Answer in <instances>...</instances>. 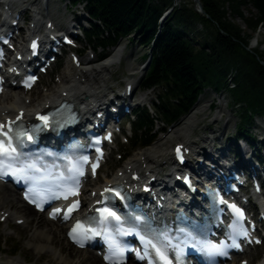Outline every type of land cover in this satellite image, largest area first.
Returning a JSON list of instances; mask_svg holds the SVG:
<instances>
[{"label":"trees","instance_id":"obj_1","mask_svg":"<svg viewBox=\"0 0 264 264\" xmlns=\"http://www.w3.org/2000/svg\"><path fill=\"white\" fill-rule=\"evenodd\" d=\"M68 1L84 6L89 16L84 34L103 54L120 39L139 35L151 58L143 85L162 89L153 108L167 124L189 112L206 88L228 90L240 110L237 136L254 140L253 115H264V53L248 49L253 34L229 16H240L254 32L264 22V0H201L205 14L193 0ZM135 117L134 145L150 143L155 138L150 110L138 108Z\"/></svg>","mask_w":264,"mask_h":264},{"label":"bare ground","instance_id":"obj_2","mask_svg":"<svg viewBox=\"0 0 264 264\" xmlns=\"http://www.w3.org/2000/svg\"><path fill=\"white\" fill-rule=\"evenodd\" d=\"M8 3L14 5L16 1L9 0ZM47 3L48 1L42 2V0H32L31 6L23 7L21 12L25 16L29 15L32 19L35 18L34 21L36 22V26L41 28L42 23L45 24L48 21L56 20V17L52 12L43 11L44 6ZM5 4L6 2L4 5ZM40 14L46 15L45 17H48V19L41 20V17L39 16ZM14 19H16L15 16L12 17L11 21ZM238 21H240L239 17ZM56 25L59 26L58 21H56ZM22 39H24V37H22ZM22 39H17L19 49L23 48ZM135 54L134 51L129 57ZM120 55L121 51L116 50V53L112 57L102 63H99V56H96L95 58L84 56L80 67H76L73 63L68 64L66 67L67 70L61 77V83H59L57 87H51L49 90L41 94L40 97H30L28 93L11 86L6 92L0 95V120L6 116L15 117L20 114L21 110H23V119L31 121L35 119L37 114L43 112V110L45 111L57 107L63 101L72 103L73 108L79 110L80 115L83 116L84 120L90 108L106 106L109 102L106 101L107 96L115 91L114 85L110 84L109 80L113 78L119 64L121 63ZM134 68L135 66H133L132 63H129V70ZM145 69L146 68L142 71ZM129 74L130 78L126 85L129 83L136 87V85L140 83V73L131 71ZM134 93L135 88L133 94ZM147 93L144 95L146 96ZM206 101L207 100H204L203 96H201L198 105L179 123L176 129H173L167 133L166 136L160 138L154 145L148 146L130 156L120 169L121 172H117L111 177L106 176L103 184L126 183L127 178L138 171L144 174L147 179L156 177L167 184L168 178L172 177V175H176V171L172 168L173 166L170 162L173 157L170 156V153L167 150L168 144L173 138L181 137L185 132H190L194 129L198 113L200 111L204 112L208 108ZM197 108L199 110L195 111ZM222 111L223 106H221L220 111L216 113L214 118L215 121L221 118ZM228 120H230V118H228ZM217 138L218 136L200 135L197 140L186 138L183 141H179V143H185L187 146L199 151L198 153L201 156L198 157L195 162L196 169L198 171L205 169L208 170L209 161H206V158H200H202V155H205L206 152H209L207 145L210 146ZM194 145H198L199 148ZM201 150H203L202 153ZM214 156L216 157L217 155ZM166 167L167 171L165 174H162V172L166 170ZM135 184L136 182H133L131 186L135 187ZM171 193H173L172 190ZM89 195H91V193H86L85 199H88ZM41 214L42 213L34 210L33 207L28 205L17 191L7 185H0V220H3L6 226H9L12 220L17 222L18 219H23L20 226L28 229V247L39 257L44 254H50L53 256L57 264H99V259L102 261L101 257L96 252L89 249H80L71 242L70 245L72 248L68 249L63 237V232H65V234L67 233L68 226L53 221L47 218V216L42 217ZM18 234L21 233L18 232ZM6 236L9 237L10 233L6 232ZM22 253H24V251H22ZM254 254L253 250L246 252L243 259H248V264H254ZM74 255H76V257H74ZM0 264L30 263H27L26 259H24V257L22 258L21 255L6 260H3L0 256ZM103 264L106 263L103 262Z\"/></svg>","mask_w":264,"mask_h":264},{"label":"rangeland","instance_id":"obj_3","mask_svg":"<svg viewBox=\"0 0 264 264\" xmlns=\"http://www.w3.org/2000/svg\"><path fill=\"white\" fill-rule=\"evenodd\" d=\"M29 1L32 0H27L26 2ZM65 1L66 0H49L48 5H46L47 8L44 9V11H51L55 15L56 20L59 22V26H61V28H65L68 24H70L72 18L76 17L78 14L84 16L83 18L87 16L84 12V7L82 4L77 6H70ZM178 2L179 0H177V3ZM27 5H29V3H26L20 7L23 8L24 6ZM243 12L246 16L252 15L251 10L245 7H243ZM229 17L236 24L241 25L249 33H253V34L255 33V31L253 32L252 30H249L247 28L243 18H241L240 16H239L240 21H238V16L230 15ZM21 24L23 23L21 22ZM84 24L88 26V23L86 21H84ZM251 40H252L251 43L253 44L255 38L253 37ZM263 41H264V36H263ZM120 46L126 48L124 52V57L121 59V63L119 64V67L117 68V71L114 74L113 78L109 80V83L114 85V88L116 89L117 92L123 93L126 87V82L130 78L129 73L131 71H135L136 73H140V83L136 85L135 94L131 98V101L136 102V100L141 99V95H143L145 92L146 93L148 92L147 93L149 94L147 95L148 98H154L155 95L157 96L160 90H162L161 88H156L151 90H143L142 88L145 75L149 70L150 58L145 57V55L149 51L148 47L140 43V38L138 34L122 38L120 40ZM254 47L253 49H258L259 51L264 53V47H260V46L259 47L254 46ZM79 48L83 49L81 59L84 56L96 57V56H100L101 54L99 50L93 49L94 45L91 44L83 34L81 35V42ZM85 49L87 51H85ZM134 51L136 54L129 57V55ZM70 63L72 62L69 53L59 58L58 62L53 64L52 70L48 74L42 75L41 81L38 82V84L34 87V89L31 92H28V95L30 97L32 96L40 97L41 94L49 90L51 87L53 86L57 87V85L61 83L60 79L63 73L67 70L66 69L67 65ZM129 63H132V65L135 66V68L129 70ZM144 68L146 69L142 71ZM201 96H203L204 100H207L206 104L208 105V108L206 111L204 112L200 111L198 113L197 120L195 122L194 129L192 131L185 132L183 136L173 138L169 142L167 150L170 153L171 157H172L173 144L179 141H183L186 138H190V140H197L199 139L200 135L218 136V138L214 140L210 146L207 145V149L210 150L211 146L215 144L217 146H223L227 141L232 142L236 137L238 130V123L240 120V110L238 105L234 103L230 92L228 90H224L223 93L222 92L219 93L215 89L209 87L206 88L201 93ZM200 97L198 98V101L195 104V106L188 113L184 114L176 123H173L171 125H167L163 121V119L160 118V115H158L154 111V109L151 106V102L148 99L146 103L150 107V111L153 115V118L155 119L154 133H156L157 135L156 140L150 145L142 146V147L138 146L133 148L131 142L134 134L131 130V126L127 122L123 135L111 147L112 154H110L109 159L107 160L106 164L103 166L99 177L97 179H93L91 184L96 185L98 183H103L106 176L111 177L117 172H120V169L122 168V166L125 164L126 160L130 156L134 155L138 151L145 149L148 146L154 145L160 138L166 136V134L172 131L173 129H176L179 123L184 118H186L192 112V110L198 105L200 101ZM220 105L223 106V111L221 112V118L215 121L214 118L216 113L220 111V107H221ZM198 108L195 111L199 110ZM228 118H230V120H228ZM249 129H251L252 133L255 135L257 139L260 138L264 140V118H257L254 124L251 125ZM247 144H248L247 142H243V145H245V147L248 146ZM194 146L199 148L198 145H194ZM121 154L126 155L124 160L123 159L119 160ZM198 157L199 155H196V158ZM165 169L166 170H164L163 173L167 171V167ZM41 216L46 217L45 214H41ZM27 231L28 229L26 227H21L20 224L14 220L11 221L9 226H6L5 222L0 221V256L3 258V260L22 255V258L24 257L27 263L30 264H57L53 256H51L50 254L49 255L44 254L43 256L39 257L37 254H35L32 251V249L28 247L29 233ZM6 232L10 233L9 237L6 236ZM18 232L21 234H18ZM65 235H66L65 232H63L65 244L67 245L68 249H71L72 246L70 245V242L68 241ZM14 250L16 253L14 252L15 254H12ZM255 250L259 252L260 259H262L264 257V244L260 247H256ZM22 251H24V253H22ZM74 257H76V255H74ZM242 257H244V255H242ZM98 263L103 264V262L100 259ZM253 263L257 264V260L253 261Z\"/></svg>","mask_w":264,"mask_h":264},{"label":"snow or ice","instance_id":"obj_4","mask_svg":"<svg viewBox=\"0 0 264 264\" xmlns=\"http://www.w3.org/2000/svg\"><path fill=\"white\" fill-rule=\"evenodd\" d=\"M34 49L36 47L35 44L32 46ZM30 86V84H29ZM41 120L44 121L45 125L48 123V118L46 116L40 117ZM11 131V125L8 126V130H4V126L0 125V175L7 174L6 170L8 168H11L12 164L8 162L15 163L20 160L21 154L17 152V148L13 145L12 143V136L9 135V132ZM16 139L19 141L21 145H23L24 138L27 137L28 140L32 139L31 135H28L26 132H16L15 133ZM177 152L179 154L180 150L179 148L177 149ZM182 159V156H181ZM22 163V167L20 169H14L12 174L17 175L21 179H27V180H34V176H28L27 173L29 170H34V171H39V169L36 168V165L34 163ZM73 171L77 172L78 174L82 175L83 173L80 172L79 169L73 168ZM41 179H46V177H41ZM69 195H78V193L72 189H68L65 194H64V199H68ZM119 195V193H117ZM79 207V202L76 201L73 203L69 209L67 210L66 215L64 216L65 219L70 218L71 213L75 211ZM231 208L233 211L236 213L238 218H243V212L237 208L235 205H231ZM61 210L56 209V211L52 214L53 217H55ZM100 212V218H91L94 222L98 224H103L105 225V230L106 226L109 223L110 218L114 221L119 222L120 217L116 215L115 212L109 210L108 208L104 209H98ZM136 219H139V217H136ZM116 232L118 235H129L131 234L130 232L122 229V228H117ZM101 235L100 232H97L95 229L91 227H85L81 222H77L76 225L73 227L72 231L70 232V236L72 239L83 246V242L86 239H89L91 236H97ZM243 235L247 236V232H244ZM108 240V246L109 249L111 250L112 255L106 256L105 258L109 260L110 264H118L117 260L113 259V256L118 257L121 261L124 256L125 249L121 247L120 243L109 233L105 237ZM163 240L168 241V237L164 236L162 237ZM141 240L144 242L145 247H151L152 249L155 250L157 256L159 257V260L163 261V264H171V261L168 259V257L165 255L164 251H161L160 248L156 247V244L152 242L151 239L144 240L143 237H141ZM166 246H172L170 241H168V244ZM236 247H239L238 245H235ZM202 249L206 250V254L210 257H214L216 255H224L222 249L218 247L215 244H209V243H204L202 244ZM179 254H182V250H179ZM179 254L177 256V259H179ZM137 256L139 259L144 260L147 258V255H139L137 253Z\"/></svg>","mask_w":264,"mask_h":264},{"label":"built area","instance_id":"obj_5","mask_svg":"<svg viewBox=\"0 0 264 264\" xmlns=\"http://www.w3.org/2000/svg\"><path fill=\"white\" fill-rule=\"evenodd\" d=\"M263 36H264V22H261L255 32V35H254L255 40L253 41L252 46L264 47Z\"/></svg>","mask_w":264,"mask_h":264},{"label":"water","instance_id":"obj_6","mask_svg":"<svg viewBox=\"0 0 264 264\" xmlns=\"http://www.w3.org/2000/svg\"><path fill=\"white\" fill-rule=\"evenodd\" d=\"M194 2H195L196 5H197V9H198L201 13L205 14L206 11H205V9L203 8V5H202L201 0H194ZM258 57H259V55H258ZM261 63L264 65V60H261Z\"/></svg>","mask_w":264,"mask_h":264}]
</instances>
